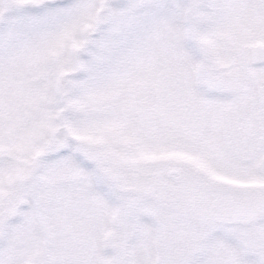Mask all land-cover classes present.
I'll return each mask as SVG.
<instances>
[{
	"label": "snow or ice",
	"instance_id": "1",
	"mask_svg": "<svg viewBox=\"0 0 264 264\" xmlns=\"http://www.w3.org/2000/svg\"><path fill=\"white\" fill-rule=\"evenodd\" d=\"M0 264H264V0H0Z\"/></svg>",
	"mask_w": 264,
	"mask_h": 264
}]
</instances>
